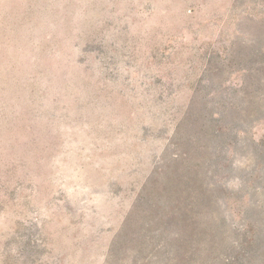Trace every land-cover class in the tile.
I'll return each instance as SVG.
<instances>
[{
  "label": "rangeland",
  "instance_id": "374dc122",
  "mask_svg": "<svg viewBox=\"0 0 264 264\" xmlns=\"http://www.w3.org/2000/svg\"><path fill=\"white\" fill-rule=\"evenodd\" d=\"M0 264H264V0H0Z\"/></svg>",
  "mask_w": 264,
  "mask_h": 264
}]
</instances>
